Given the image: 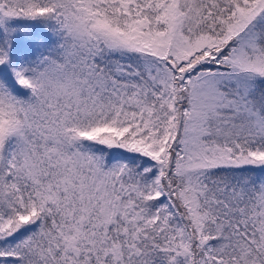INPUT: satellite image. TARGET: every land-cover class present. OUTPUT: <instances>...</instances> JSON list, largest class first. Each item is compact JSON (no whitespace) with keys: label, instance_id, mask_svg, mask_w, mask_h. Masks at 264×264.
I'll list each match as a JSON object with an SVG mask.
<instances>
[{"label":"snow or ice","instance_id":"obj_1","mask_svg":"<svg viewBox=\"0 0 264 264\" xmlns=\"http://www.w3.org/2000/svg\"><path fill=\"white\" fill-rule=\"evenodd\" d=\"M0 264H264V0H0Z\"/></svg>","mask_w":264,"mask_h":264}]
</instances>
